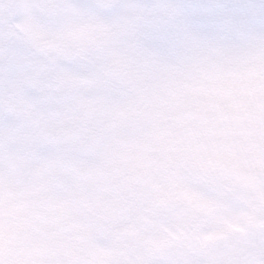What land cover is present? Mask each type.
Instances as JSON below:
<instances>
[{"label": "clouds", "instance_id": "clouds-1", "mask_svg": "<svg viewBox=\"0 0 264 264\" xmlns=\"http://www.w3.org/2000/svg\"><path fill=\"white\" fill-rule=\"evenodd\" d=\"M0 264H264V0H0Z\"/></svg>", "mask_w": 264, "mask_h": 264}]
</instances>
